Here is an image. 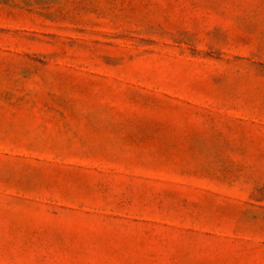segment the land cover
<instances>
[{"label":"rangeland","instance_id":"obj_1","mask_svg":"<svg viewBox=\"0 0 264 264\" xmlns=\"http://www.w3.org/2000/svg\"><path fill=\"white\" fill-rule=\"evenodd\" d=\"M0 264H264V0H0Z\"/></svg>","mask_w":264,"mask_h":264}]
</instances>
